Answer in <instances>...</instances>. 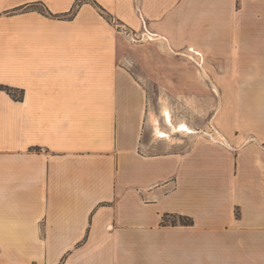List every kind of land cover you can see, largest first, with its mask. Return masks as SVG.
<instances>
[{"label":"crops","instance_id":"1","mask_svg":"<svg viewBox=\"0 0 264 264\" xmlns=\"http://www.w3.org/2000/svg\"><path fill=\"white\" fill-rule=\"evenodd\" d=\"M114 22L215 59L222 139L144 150ZM6 87L0 264H264V0H0Z\"/></svg>","mask_w":264,"mask_h":264},{"label":"rangeland","instance_id":"2","mask_svg":"<svg viewBox=\"0 0 264 264\" xmlns=\"http://www.w3.org/2000/svg\"><path fill=\"white\" fill-rule=\"evenodd\" d=\"M114 24L122 32V63L147 91L144 150L179 151L198 140L222 139L224 122H232L233 102L218 93L215 59L190 47L172 50L166 40L147 30L130 31ZM181 124L192 132L179 131Z\"/></svg>","mask_w":264,"mask_h":264},{"label":"trees","instance_id":"3","mask_svg":"<svg viewBox=\"0 0 264 264\" xmlns=\"http://www.w3.org/2000/svg\"><path fill=\"white\" fill-rule=\"evenodd\" d=\"M78 7H79V3H77L75 5L74 9L69 14L65 15V18L72 19L74 17V15L76 14L77 10H78ZM101 10H102V12H104L103 9H101ZM0 90H6L7 92L11 91L7 87L6 88H1ZM177 222H180L183 225H191L193 223L191 219L180 217L179 221L177 219H175L174 221H172V224L175 225Z\"/></svg>","mask_w":264,"mask_h":264},{"label":"bare ground","instance_id":"4","mask_svg":"<svg viewBox=\"0 0 264 264\" xmlns=\"http://www.w3.org/2000/svg\"><path fill=\"white\" fill-rule=\"evenodd\" d=\"M169 112H167V114H168ZM167 119H168V122L172 125V123L170 122V116H169V114H168V116H167ZM179 131H182V132H185V133H190V132H192L191 131V129L187 126V125H185V124H181L178 128H177ZM173 130H176V128L175 127H173ZM159 136H161V135H164V136H167V137H169V135H167V134H165V133H163V132H159Z\"/></svg>","mask_w":264,"mask_h":264}]
</instances>
